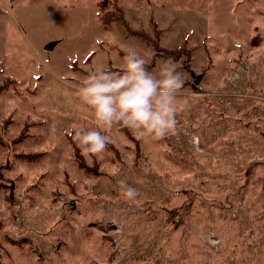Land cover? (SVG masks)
Returning a JSON list of instances; mask_svg holds the SVG:
<instances>
[{
	"label": "rangeland",
	"instance_id": "374dc122",
	"mask_svg": "<svg viewBox=\"0 0 264 264\" xmlns=\"http://www.w3.org/2000/svg\"><path fill=\"white\" fill-rule=\"evenodd\" d=\"M101 1L0 0V264H264V0H104L109 27ZM128 47L184 80L161 140L79 98ZM78 129L113 143L85 155Z\"/></svg>",
	"mask_w": 264,
	"mask_h": 264
},
{
	"label": "clouds",
	"instance_id": "9594fccd",
	"mask_svg": "<svg viewBox=\"0 0 264 264\" xmlns=\"http://www.w3.org/2000/svg\"><path fill=\"white\" fill-rule=\"evenodd\" d=\"M146 65L147 60L128 47L123 70L92 71L78 89L79 98L106 129L121 126L133 130L138 140L158 141L176 131V98L184 80L171 60L157 71H149ZM74 139L85 155H98L113 143L109 136L94 129H78ZM119 186L128 200L138 197V190L127 180H120Z\"/></svg>",
	"mask_w": 264,
	"mask_h": 264
},
{
	"label": "trees",
	"instance_id": "16d2710c",
	"mask_svg": "<svg viewBox=\"0 0 264 264\" xmlns=\"http://www.w3.org/2000/svg\"><path fill=\"white\" fill-rule=\"evenodd\" d=\"M103 2H104V0H102L100 2V4H99L101 12H102L101 15H100V19H101V22H102V24L104 26L109 27L110 25H112L114 19H117L120 16H116V15L112 14V12H109V11L106 12L105 10L107 8L106 7L107 5H105ZM113 2H114L113 5L118 7L117 6V1L114 0ZM127 30H128V32L130 34L139 35V36L144 37L145 39H149L150 38V36L148 34H146L145 32L138 31V30H135V29H132V28H128ZM149 40H151V39H149ZM153 44H154V46L156 48V55H161V56H164V57L170 58V59L178 60V59H180L183 56V53L185 51L190 52L188 49L184 50L183 49L184 47H179V48H176V49L163 48L159 44V41H158L157 37L155 38V41H154ZM79 166L82 167L84 170H87L88 172H89V170L92 169L86 163H83V162H79Z\"/></svg>",
	"mask_w": 264,
	"mask_h": 264
},
{
	"label": "water",
	"instance_id": "95a60500",
	"mask_svg": "<svg viewBox=\"0 0 264 264\" xmlns=\"http://www.w3.org/2000/svg\"><path fill=\"white\" fill-rule=\"evenodd\" d=\"M199 80H200V79L196 80V83H199Z\"/></svg>",
	"mask_w": 264,
	"mask_h": 264
}]
</instances>
